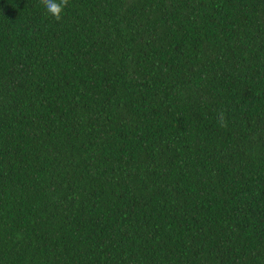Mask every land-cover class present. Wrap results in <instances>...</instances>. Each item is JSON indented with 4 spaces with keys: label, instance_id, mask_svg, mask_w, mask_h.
<instances>
[{
    "label": "trees",
    "instance_id": "trees-1",
    "mask_svg": "<svg viewBox=\"0 0 264 264\" xmlns=\"http://www.w3.org/2000/svg\"><path fill=\"white\" fill-rule=\"evenodd\" d=\"M0 264H264V0H0Z\"/></svg>",
    "mask_w": 264,
    "mask_h": 264
},
{
    "label": "clouds",
    "instance_id": "clouds-1",
    "mask_svg": "<svg viewBox=\"0 0 264 264\" xmlns=\"http://www.w3.org/2000/svg\"><path fill=\"white\" fill-rule=\"evenodd\" d=\"M40 3L50 16L59 21L64 8L69 4V0H40ZM218 122L221 128L227 127V120L223 112L219 114Z\"/></svg>",
    "mask_w": 264,
    "mask_h": 264
}]
</instances>
